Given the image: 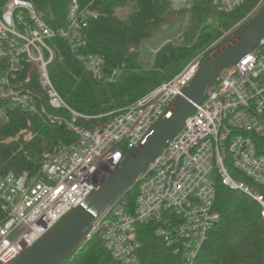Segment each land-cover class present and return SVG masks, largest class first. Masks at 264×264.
Segmentation results:
<instances>
[{"label": "built area", "instance_id": "2783aa9c", "mask_svg": "<svg viewBox=\"0 0 264 264\" xmlns=\"http://www.w3.org/2000/svg\"><path fill=\"white\" fill-rule=\"evenodd\" d=\"M200 0H167L172 12H188ZM230 13L245 0H211ZM90 12L73 1L66 23L49 28L25 0H8L0 10V128L15 112L62 127L76 136L42 154L35 173L0 176V264H11L117 170L125 153L147 136L194 77L196 59L171 80L93 129L74 112L51 83L52 41H63L93 79L112 83L120 71L105 72L103 57L84 54ZM102 117L97 116V118ZM25 134L24 138H29ZM234 170L264 188V40L222 72L204 101L195 106L177 135L148 164L133 187L134 206L121 198L96 221L97 234L118 264H141L137 225H156V236L182 264L201 263L199 253L219 219L216 183L261 207L264 201Z\"/></svg>", "mask_w": 264, "mask_h": 264}, {"label": "trees", "instance_id": "16d2710c", "mask_svg": "<svg viewBox=\"0 0 264 264\" xmlns=\"http://www.w3.org/2000/svg\"><path fill=\"white\" fill-rule=\"evenodd\" d=\"M8 0H0V10ZM32 4L39 18L51 29L66 23L67 10L74 1L91 16L85 30L84 54L103 57L105 72L120 71L112 83L93 79L60 39L52 41L55 57L48 74L57 93L76 113L91 120L75 123L93 129L134 104L142 96L175 77L200 50L215 41L250 11L258 0L245 2L230 13L219 12L211 0H200L192 11L200 33L189 46L164 43L168 34L183 21L181 14L169 10L167 0H25ZM126 10L119 17L116 13ZM237 32V31H236ZM152 51L154 54L151 56ZM208 56V55H207ZM152 58V59H150ZM204 59V58H203ZM150 63V64H149ZM102 116L97 118V116ZM30 134L29 138H24ZM76 136L62 127L43 123L35 117L15 112L14 119L0 128V176L7 172L33 174L42 154L57 144H70ZM128 152L125 153V155ZM230 175L244 181L264 201V188L254 185L242 174ZM136 188L123 197L134 206ZM215 210L219 219L209 232L198 260L212 264H264V219L261 207L252 199L225 189L216 183ZM4 217L0 209V220ZM156 225L136 226L141 264H182L179 257L165 248L156 236ZM59 264H118L111 258L95 233L66 260Z\"/></svg>", "mask_w": 264, "mask_h": 264}, {"label": "water", "instance_id": "95a60500", "mask_svg": "<svg viewBox=\"0 0 264 264\" xmlns=\"http://www.w3.org/2000/svg\"><path fill=\"white\" fill-rule=\"evenodd\" d=\"M262 40L264 9L223 46L202 59L194 77L176 98L172 108L157 120L143 141L124 156L117 170L11 264H59L77 253L89 240L98 218L132 189L148 164L193 115L195 106L204 101L222 72L234 66Z\"/></svg>", "mask_w": 264, "mask_h": 264}, {"label": "rangeland", "instance_id": "374dc122", "mask_svg": "<svg viewBox=\"0 0 264 264\" xmlns=\"http://www.w3.org/2000/svg\"><path fill=\"white\" fill-rule=\"evenodd\" d=\"M262 9H264V0H258L257 4L250 11L241 16L239 20H237L232 25L231 28L223 30L215 41H213L205 49L200 50L198 53H196V55L193 56V58L187 63V65L196 59L202 60L203 58L207 57V55H210L218 50L221 46L224 45V43H226L229 38H231L236 33V31L241 29ZM127 13L128 11L126 10H119L116 14L119 17H122ZM192 15V11L181 14L180 16H182L181 18H183V21H179L177 23L176 27H174V29L171 31V34H168V39L164 43H171L175 46H189L193 44L200 33L201 25L195 24V20ZM153 54L154 51H152L150 57H152Z\"/></svg>", "mask_w": 264, "mask_h": 264}]
</instances>
